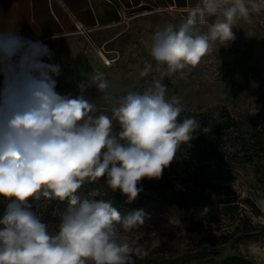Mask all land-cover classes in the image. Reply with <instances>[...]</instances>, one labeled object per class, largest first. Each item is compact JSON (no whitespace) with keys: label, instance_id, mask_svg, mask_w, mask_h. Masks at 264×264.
I'll return each mask as SVG.
<instances>
[{"label":"clouds","instance_id":"9594fccd","mask_svg":"<svg viewBox=\"0 0 264 264\" xmlns=\"http://www.w3.org/2000/svg\"><path fill=\"white\" fill-rule=\"evenodd\" d=\"M264 13V0H200L178 27L168 24L152 36L151 56L159 79L144 92L127 91L112 115H94L97 106L83 95L95 87L110 99L103 72L88 76L80 95L55 91L59 64L47 63L51 51L39 40L15 31H0V197L6 204L0 217V264H135L147 255L122 231L142 226L143 209L122 214L110 200L81 198L86 182L106 178L112 191L134 201L144 179H159L181 144L200 127L195 117L178 122L179 97L166 99L165 77L195 67L217 41L235 39L234 25L251 24ZM208 17L207 32L200 26ZM153 71L145 63L139 72ZM116 122L117 127L114 128ZM44 198L67 202L58 230L49 231L33 203ZM264 210V199L257 201Z\"/></svg>","mask_w":264,"mask_h":264},{"label":"rangeland","instance_id":"374dc122","mask_svg":"<svg viewBox=\"0 0 264 264\" xmlns=\"http://www.w3.org/2000/svg\"><path fill=\"white\" fill-rule=\"evenodd\" d=\"M252 21L234 25L235 39L225 45L217 41L197 66L163 80L166 99L179 97L184 111L194 113L196 120L206 118L219 134L220 160L199 162L181 144L160 177L190 198L185 209L147 188L131 205L120 203L115 194L121 192L108 188L106 178L86 182L78 190L82 199L112 201L122 214L137 209L148 214L138 229L122 231L130 244L146 248L147 255L134 257L135 264H224L229 257L234 258L230 264H264V210L257 205L264 199V22L255 14ZM182 22L153 13L109 29L75 31L44 43L52 54L45 62L61 67L55 91L76 97L88 76L103 72L110 99L105 100L95 87L86 88L83 95L96 104L94 115L111 116L127 91L142 93L160 78L151 56L152 36L168 24L178 27ZM207 29L208 24L200 26L201 32ZM146 62L153 71L140 77ZM7 203L0 197V217ZM32 203L55 233L67 202L42 197ZM218 237H226V242L214 241Z\"/></svg>","mask_w":264,"mask_h":264},{"label":"crops","instance_id":"0c3cea01","mask_svg":"<svg viewBox=\"0 0 264 264\" xmlns=\"http://www.w3.org/2000/svg\"><path fill=\"white\" fill-rule=\"evenodd\" d=\"M200 0H0V31H15L43 44L72 32L120 25L122 10L134 17L162 13L182 21ZM133 17V18H134ZM260 23L264 13L255 14ZM215 18L208 17L210 24Z\"/></svg>","mask_w":264,"mask_h":264},{"label":"trees","instance_id":"16d2710c","mask_svg":"<svg viewBox=\"0 0 264 264\" xmlns=\"http://www.w3.org/2000/svg\"><path fill=\"white\" fill-rule=\"evenodd\" d=\"M201 115V114H200ZM195 114L189 111H182L180 116L178 117V122L183 121V119L188 117H194ZM200 127L196 132L193 133V139L186 143L182 144L183 146L189 147L194 156L197 158L199 162H208L211 160H220L222 158L221 151L218 147V132L215 131L214 128L208 126V122L206 118L197 120ZM138 187H142V189H149L151 193L161 194L163 198L170 203H174V205L178 208L185 209L187 207V199L185 194L175 189L173 184L167 179L159 178V179H147L144 178L138 185ZM143 194V191L140 192L137 200L140 195ZM120 203H126L131 205L132 202H128L127 197L121 193L115 194ZM248 227H252L250 224ZM247 237H252L250 234H247ZM216 242H226V237H218L214 239ZM234 260L233 257L226 258L223 263L230 264Z\"/></svg>","mask_w":264,"mask_h":264},{"label":"built area","instance_id":"2783aa9c","mask_svg":"<svg viewBox=\"0 0 264 264\" xmlns=\"http://www.w3.org/2000/svg\"><path fill=\"white\" fill-rule=\"evenodd\" d=\"M120 9L122 10V19H121V23H129V20H131L134 16L129 15L127 16L126 13L124 12V7L120 4ZM79 31H84L83 30H79Z\"/></svg>","mask_w":264,"mask_h":264},{"label":"bare ground","instance_id":"6f19581e","mask_svg":"<svg viewBox=\"0 0 264 264\" xmlns=\"http://www.w3.org/2000/svg\"><path fill=\"white\" fill-rule=\"evenodd\" d=\"M82 29V27H80ZM124 29V28H123Z\"/></svg>","mask_w":264,"mask_h":264}]
</instances>
